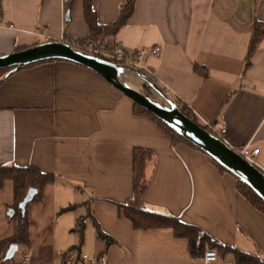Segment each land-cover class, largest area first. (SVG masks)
<instances>
[{
    "label": "crops",
    "instance_id": "0c3cea01",
    "mask_svg": "<svg viewBox=\"0 0 264 264\" xmlns=\"http://www.w3.org/2000/svg\"><path fill=\"white\" fill-rule=\"evenodd\" d=\"M123 2L92 0L98 24L116 22ZM256 22L264 23V0H135L127 23L100 44L127 51L161 47L160 57L144 61L146 76L199 125L226 129L223 142L231 148L259 149L255 165L264 172V38L250 55ZM90 37L85 0H0V57ZM195 65L205 67L207 76L196 73ZM138 148L154 153L143 195L148 210L178 217L225 246L264 259V215L238 191V179L204 152L175 145L100 75L54 61L18 71L0 85V166H30L55 178L36 194L45 199L54 189L48 194L54 218L50 264H60L55 242L63 240L86 245L89 260L77 264H101V256L108 264H202L172 229L138 230L118 207L133 197ZM12 197L14 203V187ZM80 221L83 243L74 232ZM97 226L110 241L98 237ZM9 227L0 243L15 239L19 227ZM21 242H14L18 250ZM43 247L49 245L6 264H30ZM216 264L236 260L220 253Z\"/></svg>",
    "mask_w": 264,
    "mask_h": 264
},
{
    "label": "trees",
    "instance_id": "16d2710c",
    "mask_svg": "<svg viewBox=\"0 0 264 264\" xmlns=\"http://www.w3.org/2000/svg\"><path fill=\"white\" fill-rule=\"evenodd\" d=\"M134 9L135 0H124L121 5L120 16L118 20L109 26H100L96 20V14L92 8V0H85L86 20L91 30V37L89 40H87V42L91 41L100 44L103 42V40L106 39V37L114 36L127 23L128 19L134 12ZM263 38L264 23L256 22L255 39L252 44L250 55L259 47V45L262 43ZM48 62H54V60L40 62L34 65L27 66L23 69ZM249 65L250 63L248 62L247 67ZM9 71L10 70H0V85L7 79L5 78V76ZM194 71L201 76H207L205 67L195 65ZM17 72L18 71L13 72L10 76L14 75ZM151 80L153 79L151 78ZM153 82L156 84L155 80H153ZM162 91L164 92L163 89ZM174 102L178 107H180L181 112L187 118L197 123L195 116L186 106H183L178 100H175ZM134 106L136 115L146 116L155 121L158 127L171 137L175 145L187 144L196 150H200L195 145L183 138L172 127L156 118L152 113L140 107L136 103H134ZM153 159L154 153L150 150L138 148L134 151V194L126 204L118 205L120 210L123 211V215L133 224L136 229H172L177 238L188 240L189 251L193 258H203L206 250L213 249L216 250L219 254H232L236 260V264H264L263 258L242 252L236 248L225 246L210 235L204 233L198 227L183 223L178 217L164 215L148 210L143 201V195L147 188L148 166ZM213 161L222 171H227L214 159ZM6 181H10L13 184L15 200L17 203L19 202V204H21L25 194L28 193L31 189H35L40 194L48 185L55 182V178L53 175L42 173L37 168L30 166H0V189L4 186ZM237 189L256 210L264 215V201L254 190H252L247 184L241 182L240 180H237ZM74 208L75 206H71L67 209H64L62 212L70 211ZM27 226V220L24 219L18 228L15 239L5 240L0 243V264H6V256L10 246L15 244L14 242L16 241V239H21V236H23L27 232ZM97 228L98 237L100 239L110 241L109 237L101 232L98 226ZM74 232L80 235L81 243H83L84 225L81 221L78 222V225ZM52 255V246L43 247L38 251L37 257L33 260L31 259L32 263L30 262V264H50Z\"/></svg>",
    "mask_w": 264,
    "mask_h": 264
},
{
    "label": "water",
    "instance_id": "95a60500",
    "mask_svg": "<svg viewBox=\"0 0 264 264\" xmlns=\"http://www.w3.org/2000/svg\"><path fill=\"white\" fill-rule=\"evenodd\" d=\"M53 60L74 63L103 77L124 96L172 127L183 138L232 173L238 180L247 184L264 201V172L257 168L256 165L246 161L233 148L211 134L203 126L187 118L177 104L166 96L162 89L140 70L117 65L98 57L79 52L66 43L56 41L45 42L9 55L1 56L0 70H10L5 76L7 78L13 72L19 71L27 66ZM128 72L140 77L144 81V88H152L160 96L167 99L171 109L168 110V107H161L154 101L155 98L130 86L127 79L132 80V77H126ZM122 77H125L124 81L121 80ZM36 194L37 191L31 189L21 203V208L25 209L26 205L33 200ZM17 250V245H11L7 252L6 260H12Z\"/></svg>",
    "mask_w": 264,
    "mask_h": 264
},
{
    "label": "rangeland",
    "instance_id": "374dc122",
    "mask_svg": "<svg viewBox=\"0 0 264 264\" xmlns=\"http://www.w3.org/2000/svg\"><path fill=\"white\" fill-rule=\"evenodd\" d=\"M139 88H141L139 89L140 92L155 98V101L158 100L160 105L165 108L168 107V110L171 109L170 104L167 103L161 96L156 95L152 88H144L143 83L139 86ZM52 190H54L52 187L47 189L45 199L36 195L35 199L28 203L25 209H22L19 202L17 203L16 200L14 203L12 202L13 185L10 181H6L4 186L0 189V238L8 233L10 223L12 226L16 225V227H19L23 217L26 218L28 223L27 232L21 236V239L24 237L26 242H21L22 245H20L15 257L21 256L23 252L26 254H33V252L39 247L51 245L52 242H50V239L52 237V225L54 223V218L52 213L53 202L52 199L49 198L48 194L52 193ZM26 195L27 193L25 196ZM81 199L82 198L78 197L77 201H81ZM73 203L74 202H72V204ZM61 212L62 210H60L59 213ZM69 236H73V233H69ZM27 240L29 242H27ZM76 246L77 248H74ZM78 246H80L79 242H69L68 240L55 242V254L63 255L68 252H75L72 250H76L77 252L75 253L81 252V254L78 253L77 255L88 253L87 250H84L86 245H81L80 248H78ZM90 260H93V256L90 257Z\"/></svg>",
    "mask_w": 264,
    "mask_h": 264
},
{
    "label": "built area",
    "instance_id": "2783aa9c",
    "mask_svg": "<svg viewBox=\"0 0 264 264\" xmlns=\"http://www.w3.org/2000/svg\"><path fill=\"white\" fill-rule=\"evenodd\" d=\"M66 2L67 0H63V4H65ZM62 43L70 45L72 48L79 52L98 57L117 65L140 70L145 75L146 73L150 74V71L144 61L149 57H160L162 55L161 47H141L131 51H127L124 48L116 47L110 44H99L96 42L79 41L76 39L65 38ZM207 131H209L211 134L221 139L222 141H224L223 139L227 134L226 129L216 130L212 125H207ZM234 150L246 161L254 165L255 157L260 151L257 148H251V146L249 145ZM218 257L219 254L216 250H206L201 263L216 264L218 262ZM58 259L60 264H77L81 260H89V257L87 255H77L74 254V252H68L64 255H61ZM25 261L29 262L30 259L26 257ZM100 262L101 264H108L107 257L101 256Z\"/></svg>",
    "mask_w": 264,
    "mask_h": 264
},
{
    "label": "bare ground",
    "instance_id": "6f19581e",
    "mask_svg": "<svg viewBox=\"0 0 264 264\" xmlns=\"http://www.w3.org/2000/svg\"><path fill=\"white\" fill-rule=\"evenodd\" d=\"M128 74V75H127ZM126 75V77L131 76V79H127V81H129V85L132 86L133 88H135L136 90H139L141 88H139L140 85H142V83H144V81L142 79H140V77H138L137 75H135L134 73H130L128 72ZM122 81L125 80V77L121 78ZM140 91V90H139ZM156 93V92H155ZM156 95L160 96L158 93H156ZM162 97V96H161ZM163 98V97H162ZM167 103H169V101L165 98H163ZM162 100V99H161ZM155 101V100H154ZM158 105H160V103L158 102V100L155 101ZM161 107H163L162 105H160ZM165 108V107H163Z\"/></svg>",
    "mask_w": 264,
    "mask_h": 264
}]
</instances>
